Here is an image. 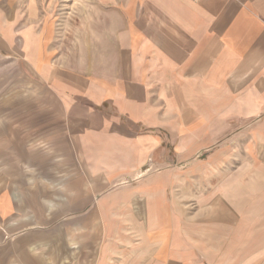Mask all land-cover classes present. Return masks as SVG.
Segmentation results:
<instances>
[{"label": "crops", "instance_id": "crops-1", "mask_svg": "<svg viewBox=\"0 0 264 264\" xmlns=\"http://www.w3.org/2000/svg\"><path fill=\"white\" fill-rule=\"evenodd\" d=\"M67 2L0 0V264H30L4 245L37 222L38 197L105 224L100 250H60V264H134V250L204 264L176 249V167L162 166L168 144L227 159L236 142L253 163L238 200L262 205L264 0Z\"/></svg>", "mask_w": 264, "mask_h": 264}, {"label": "rangeland", "instance_id": "rangeland-1", "mask_svg": "<svg viewBox=\"0 0 264 264\" xmlns=\"http://www.w3.org/2000/svg\"><path fill=\"white\" fill-rule=\"evenodd\" d=\"M181 145L176 142L174 157L175 151L168 144L167 154L172 161L162 166L176 167V249L190 250L204 264H264V199L260 200L262 205L253 207L251 194L245 191L246 200H241L242 196L238 200V188L244 190L245 186L238 181L237 168L251 167V159L235 151L236 142L229 143L227 159L221 158L220 153L217 157L214 153L213 159L205 154L189 158ZM205 168H211L212 173L206 174ZM190 169H195L196 173L190 174ZM65 203L64 199L45 201L38 197L37 214L35 217L33 213L32 217V221L36 218L37 222H22L14 239L5 242L4 250L24 251L28 255L22 256H28L30 264H60V250H100L105 224L82 222V217L76 215V207ZM85 211L86 214H101L98 206L85 207ZM253 214L262 221H251ZM225 216H236L237 221L228 222L226 226L222 219ZM111 225L122 227L117 231L130 235L133 232V236H138L134 227L140 224ZM227 227L228 232L224 231ZM71 257L70 254L69 264H72ZM133 258L134 264H141L140 250H134ZM19 264H25L24 260Z\"/></svg>", "mask_w": 264, "mask_h": 264}]
</instances>
